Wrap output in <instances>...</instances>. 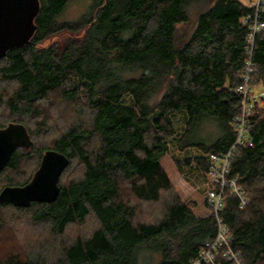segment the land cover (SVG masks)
Instances as JSON below:
<instances>
[{"label": "trees", "instance_id": "obj_1", "mask_svg": "<svg viewBox=\"0 0 264 264\" xmlns=\"http://www.w3.org/2000/svg\"><path fill=\"white\" fill-rule=\"evenodd\" d=\"M69 1L39 0L29 41L0 58V111L8 112L0 127L22 123L32 140L0 174L21 171L35 157L26 178L7 176L3 186L27 183L47 149L69 158L53 202L0 206L29 211L59 250H39L38 243L36 251L8 255L0 264H193L216 237L218 218L227 242L212 249L215 262L236 264L231 252L239 264H264V95L246 116V140L229 160L227 175L244 188L246 206L227 193L218 218L196 215L172 192L161 164L170 140L180 150H199L193 163L202 171L209 152L221 154L235 142L254 4L91 0L78 18L61 20ZM258 17L264 22V0ZM251 61L255 93L252 86L264 89V27L254 34ZM57 93L81 119L71 117L41 145L40 137L51 132L48 119L59 121L51 106ZM177 113L185 117L178 135L171 120ZM205 123L211 131L202 130ZM19 149L31 153L21 156ZM149 204L156 209L139 220L140 206ZM89 216L92 229L66 235Z\"/></svg>", "mask_w": 264, "mask_h": 264}, {"label": "rangeland", "instance_id": "obj_2", "mask_svg": "<svg viewBox=\"0 0 264 264\" xmlns=\"http://www.w3.org/2000/svg\"><path fill=\"white\" fill-rule=\"evenodd\" d=\"M246 4L252 5L255 0H241ZM91 0H70L64 11L62 12L60 19L61 20H74L86 12ZM190 27V24H188ZM188 25H186L188 27ZM186 27L182 26L180 31H186ZM252 90L255 93L260 91L264 92V89L252 86ZM53 95V94H52ZM51 95V96H52ZM51 106H53L56 117L55 119L59 120L55 123L52 120L48 119L50 122L49 127L51 132H45L41 137V145L48 144L55 135L59 134L64 127L63 123H67L71 117L75 119L80 118L79 114L75 112L73 107L67 105V103L62 101V98L59 93L54 96ZM261 101V97L258 99ZM123 102L129 103V97H125ZM57 105V106H56ZM49 112L48 116L50 117ZM58 113L61 114L58 117ZM8 112L6 110L0 111V120H4L7 117ZM81 119V118H80ZM64 120V122H63ZM171 120L176 127L177 135L184 126L185 117L183 114H174L171 117ZM204 131H211L212 126L208 123L203 125ZM18 153L21 156L29 155L31 152H28L24 149H19ZM33 155L28 157V165L23 166L21 171L15 173L5 172L0 174V188L4 185L5 179L7 176L14 177L17 179H24L29 174L34 162L35 157ZM201 154L196 148H187V149H178L174 141L170 140L168 144L167 152L161 157V164L170 178L172 184V192L175 193L182 201L187 203L193 209L196 215H207L210 212V208L206 204V190L208 186L212 185L209 183L212 182V178L208 174H205V171L196 169L194 166V156ZM190 163H185L186 161ZM78 169H75L74 173H77ZM215 186V184H214ZM168 196V194H165ZM156 209V204H149L147 207L141 205L137 211V218L139 220L149 219V216ZM29 211H17L9 206H0V261L5 257L11 254H16L17 256H25L28 253L36 251L35 245L40 244L41 248L39 250L46 249L55 253L59 250V244L56 239L51 240V235L48 233L46 227H42L41 224H35L29 217ZM95 226V220L92 216L87 217L85 223L75 228H69L66 232V235L72 234L75 230L78 232L87 233L89 229H92ZM56 238V237H55ZM52 241V242H51ZM45 250V251H46ZM44 251V250H43ZM57 251V252H56Z\"/></svg>", "mask_w": 264, "mask_h": 264}, {"label": "water", "instance_id": "obj_3", "mask_svg": "<svg viewBox=\"0 0 264 264\" xmlns=\"http://www.w3.org/2000/svg\"><path fill=\"white\" fill-rule=\"evenodd\" d=\"M38 11L39 0H0V58L11 48L29 41L36 29L34 18ZM31 144L24 124L9 122L0 127V170L18 148H28ZM68 163L65 154L54 149L45 150L27 183L0 189V202L16 207H26L31 202H53L60 191L59 177Z\"/></svg>", "mask_w": 264, "mask_h": 264}, {"label": "built area", "instance_id": "obj_4", "mask_svg": "<svg viewBox=\"0 0 264 264\" xmlns=\"http://www.w3.org/2000/svg\"><path fill=\"white\" fill-rule=\"evenodd\" d=\"M262 0H255V17L254 23L250 25V32L247 38L246 53L248 55L245 62V67L243 69V84L238 87V91L242 96V109L239 115L234 117V127L236 129V139L235 142L223 153L217 154L214 152H209L207 154V165L208 169L205 174H208L212 178L213 183H209L212 186L206 190V201L209 204L210 212L214 213L218 218V213L221 210L222 202L225 194L230 193L232 196L237 198V205L239 208L246 206L249 203V197L245 192L242 185L238 182L237 177H229V160L235 152V148L238 144L243 143L246 140L247 133V122L246 116L251 112L253 104L259 102V98L264 95L263 91L258 93H253L250 91L249 82L255 71L253 63L251 61L252 56V45L254 41V34L257 30L264 27V22L260 21L258 18L259 4ZM249 142V139H247ZM251 144V142H249ZM215 184V186H214ZM219 230L214 238V240L208 244V247L201 251L200 258L194 261L193 264H217L214 260L215 254L212 251L213 248L222 243H226V231L221 225V219L218 218ZM216 250V248H215ZM231 258L235 259L236 264H239L236 260V256L233 253H229ZM202 261V262H201Z\"/></svg>", "mask_w": 264, "mask_h": 264}]
</instances>
